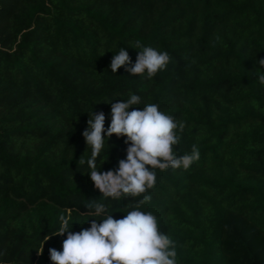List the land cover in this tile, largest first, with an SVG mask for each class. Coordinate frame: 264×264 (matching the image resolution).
<instances>
[{"label":"trees","instance_id":"obj_1","mask_svg":"<svg viewBox=\"0 0 264 264\" xmlns=\"http://www.w3.org/2000/svg\"><path fill=\"white\" fill-rule=\"evenodd\" d=\"M137 41L171 58L151 79L110 70L121 48L136 62ZM259 59L264 0H0V264H52L61 215L78 232L104 218L89 203L121 219L143 195L177 264H264ZM133 94L184 122L176 154L196 145L200 159L156 169L140 197L106 199L82 133L95 111L107 128L111 103ZM125 139L105 140L97 170L118 168Z\"/></svg>","mask_w":264,"mask_h":264},{"label":"clouds","instance_id":"obj_2","mask_svg":"<svg viewBox=\"0 0 264 264\" xmlns=\"http://www.w3.org/2000/svg\"><path fill=\"white\" fill-rule=\"evenodd\" d=\"M139 49L133 64L127 49L121 48L113 55L110 70L117 73L122 67L132 76H144L151 79L158 72L165 70L170 62L167 52H160L152 47L136 42ZM257 77L264 85V59L257 60ZM142 103L139 95L111 103V122L105 127L106 115L101 111L90 116L88 127L83 131L87 149L91 156L87 159L90 179L94 187L104 198L118 200L122 197H140L156 185V169L188 170L200 159V151L193 145L190 154L178 156L175 151L180 142L177 134L183 132L184 122H177L173 116L162 112L154 103L137 107ZM126 138V159L119 160L115 170H97V158L100 156L106 139ZM79 163H85L83 156ZM151 197L143 195L121 219L107 214L103 203H89L94 209V216L103 219H91L90 227L73 231L69 219L61 215V227L53 235L66 238L62 241V251L49 248L52 264H177L175 242L159 230L158 220L151 212L140 208ZM52 235V236H53ZM51 237H46V241ZM39 254L43 252L39 251Z\"/></svg>","mask_w":264,"mask_h":264},{"label":"water","instance_id":"obj_3","mask_svg":"<svg viewBox=\"0 0 264 264\" xmlns=\"http://www.w3.org/2000/svg\"><path fill=\"white\" fill-rule=\"evenodd\" d=\"M12 264H18V263H12Z\"/></svg>","mask_w":264,"mask_h":264}]
</instances>
